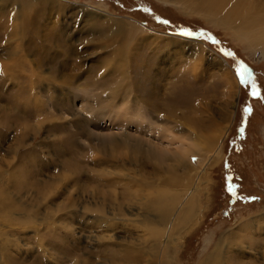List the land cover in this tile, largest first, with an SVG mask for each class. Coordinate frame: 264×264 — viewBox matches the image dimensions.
<instances>
[{"label":"rangeland","instance_id":"1","mask_svg":"<svg viewBox=\"0 0 264 264\" xmlns=\"http://www.w3.org/2000/svg\"><path fill=\"white\" fill-rule=\"evenodd\" d=\"M28 3L19 18L14 12L22 10L20 6L13 0H0V23L2 18L8 23L5 28L0 26V66L9 65V95L0 97V157L4 161L1 169L9 170V196L15 202L9 210L8 259L4 261L0 255V262L44 264L37 245L41 237L44 245H61V253H54L58 264L76 254L94 264H108L100 256V242L94 240L98 231L81 220L91 219L94 213L84 212V206L97 203L91 199V191L100 194L113 187L87 180L85 175H95L97 171L110 177L120 175L123 185H118V192L121 186L127 187L124 185L130 179H136L138 184L148 180L158 188L172 176V171L167 170L174 169L170 157L181 151L183 143L189 144L187 138L201 136L203 140L205 131L215 134L220 129V137L227 131L221 143L203 147L198 151L200 155L191 156L190 163L185 158L173 170L179 175L178 181L169 186L178 197L175 215L171 222L158 227L169 242L167 248L160 243L153 259L157 264H205L214 259L218 264H264V54L230 29L187 13L175 0ZM92 18L99 26L118 20L126 27L135 24L142 29H128L123 36L125 46L130 44L129 38L135 39L125 61L127 85L135 95L146 91L150 80L162 87L170 81L164 90L160 89L163 97L152 99V104L167 110L180 107L177 110L185 112V121L175 116L178 120L168 123L164 116L157 118L154 114L160 113L149 107L141 113L133 103L135 98L130 102L132 98L122 99L121 95L115 99L118 115L116 108L104 114L91 109L89 101L95 106L98 97L106 94L108 81L118 75L113 70L117 64L111 47L101 42L103 38L99 41L103 46L98 47L82 40L90 36L97 43L96 39H100L99 34L87 33L88 20ZM13 28L19 29L22 38L11 34ZM185 31L197 35L185 36ZM172 37L188 42L177 47L170 44L168 38ZM192 62L203 70V81H179L177 75L190 73ZM241 64L247 70L248 84H241L237 75ZM225 72L238 83L236 96V87L224 81ZM65 73H72V78L66 79ZM253 83L258 96L250 94ZM198 98L202 100L200 111L188 115V105ZM123 106L128 113L120 111ZM196 120L205 126L204 130L199 132L192 124ZM165 125L171 126L174 135L186 137L184 141L165 136ZM136 142L144 148H161L169 158L164 168L157 170L143 160L144 156L134 155L130 148ZM3 172L0 188L8 178ZM228 185H232L233 192L228 191ZM69 201L74 202L72 208L67 206ZM125 205L126 220L113 234L117 243L150 233L139 222V201L130 206L125 201ZM22 212L65 217L67 226L62 219L63 227L57 224L51 230L36 224V229L25 227L35 218L33 214L28 218L20 215ZM180 212L188 215L185 222L179 219ZM18 226L24 228L16 229ZM65 229L70 231L67 236ZM145 249H135L136 257H149Z\"/></svg>","mask_w":264,"mask_h":264},{"label":"bare ground","instance_id":"2","mask_svg":"<svg viewBox=\"0 0 264 264\" xmlns=\"http://www.w3.org/2000/svg\"><path fill=\"white\" fill-rule=\"evenodd\" d=\"M29 1H35V0H13V2L17 6H20L22 9V10L17 9V11L14 12L16 17H19V18L21 17V14H23L22 11L24 10V8H26L29 5L28 3ZM52 1L53 0H48V2H52ZM175 1L180 3L182 8L186 10L187 13H196L198 15H201L204 17V19L207 22L230 29L232 32L245 37L248 40L249 45L251 47L256 46L255 48L260 50V52L264 54V0H175ZM88 23L90 26L87 29V33H90V35L99 34L101 36H100V39L97 38L99 40L96 39L97 43H94V40L92 38H89L90 36H88V38L83 37L82 39L83 42L90 43L91 47L101 46L103 42L108 43L106 44V46L107 48L111 47L110 48L112 52L111 54L114 55L113 60H115V63L117 64V65L114 64L116 65L115 66L116 68L113 70L118 71V75L110 79V81H108L109 84L106 86V90H107L106 94L100 95L98 97L97 99L98 103L95 104L94 106L92 105L93 103L89 101L90 107L92 106L91 109L95 108V111L99 114L111 113L112 111L111 109L113 110L114 108L117 109V106L115 107V105H117L116 104L117 102L115 99L117 97L122 96L123 97L122 99H125L127 97L129 99L132 98L130 102L134 101L133 98H135L136 101L133 103H135V107L141 113L143 110H146L149 107V109L153 110L154 112L156 111L160 113V115L154 114V115H157V118L158 116H164L163 117L164 120L167 121L168 123L174 122L179 117H183L185 121V118H186L185 112L184 111L179 112L177 110L180 107L171 109V110L169 108L167 110L165 107H158L152 104V101H153L152 99H156V98L160 99L163 97L164 95V92L162 91L164 90L163 87L165 86V83L168 84L170 81L165 82L162 87L161 85L159 86L156 82H152L150 80L148 89H146V91L140 92V94L135 93V95L132 94L131 88H129L127 85V80L129 77H128V72H127V69L125 68V65L128 59L127 58L128 57L127 54L129 53L128 49L131 47V43H133L135 39H133L132 37L129 38L130 44L128 46H125L123 36L125 33H127L128 29H130L131 31H139V32H141L142 29L140 28L141 30H138L137 29L138 27L135 24H128V26L126 27L124 22H121L118 20L117 21L110 20L108 24L106 23V25L99 26L96 18H92L88 20ZM7 24H8L7 19L2 18L1 23H0L1 28L2 27L5 28ZM13 29L14 30L12 31L11 34L21 36L22 33L19 31L18 28H13ZM101 38H103L104 40H102ZM168 39L171 41L170 44L172 43V45H175L177 47H181V45L182 46L186 45V43L188 42L185 39H180L178 37L177 38L172 37ZM99 41H101L102 43ZM112 46L114 48H112ZM121 46H124V47L120 48ZM5 52L7 55H9V51L7 49L5 50ZM71 52L73 51L71 50ZM74 54H76V51H74ZM223 61L224 59L222 60V64L225 67H227L228 64H226V61H224L223 63ZM8 66L7 64L0 66V97L1 98L4 95H9L8 94L9 83L7 82V80L9 79V76H8L9 68H7ZM161 73L163 76L165 75L163 71H161ZM224 74L227 75L226 77H224L226 78L224 81L236 87V90L234 92V95L236 96L237 95V85H238L237 81L233 77L231 78L228 72H225ZM64 76L66 77V79L72 78V73L71 74L68 73V75L65 73ZM177 79L179 81L180 79H182L185 82L187 81V79H190L192 83L193 82L201 83L204 79L203 70H198V65L192 62V64L190 65V73H185V76L184 74L177 75ZM138 83L139 84L141 83V79ZM142 83H144V81ZM160 89L162 90L160 91ZM8 99L9 97L7 98V100ZM128 101L129 100H127V102ZM200 101L202 102V100L199 98L194 99L188 105L187 107L189 108L188 115L192 116L193 114H197L200 111V106H199ZM127 107H129V105H127ZM7 109L8 108H6V110ZM120 111L124 112L123 114L128 113L126 106L125 108L123 106V108L120 109ZM177 111L179 113H177ZM116 113L117 115L120 114L118 109ZM175 116H179V117L175 118ZM188 121L189 120H187V123ZM192 124L197 125L196 128H199V132L201 130H204L205 126L203 127V124H201L200 121L196 120ZM165 127H166L165 136H168L171 139L178 138L182 142L186 138L185 137L182 139L181 137L174 135L171 131L172 129L170 128L171 126L168 127L165 125ZM217 131L218 132L215 134H207L208 131L207 132L205 131L204 134L206 133V136L205 135L202 136L203 140L200 139L201 136L200 137H197V136L189 137L188 135L187 137L189 138H187V141L189 142V144L185 145V143H183L181 151L175 152L173 156L170 157V159L173 160L174 164L173 163L172 164L174 165L173 166L174 169L171 168L167 170L172 171L173 173L172 176L169 178L168 181H164V183L158 188H154V185L151 183V181H148V180H144V179L142 180V182L140 183L143 186L142 187L140 184L137 183L136 179H130L128 183L124 185L127 187L121 186L120 188L121 192L124 191V193H121V192H118L117 190V188L119 187L118 185L122 181V178L120 175H115L114 177H110L104 174L103 171H97L99 173H96L95 175H85V178L87 180L89 179L90 181H100V183L102 185L104 184V186L106 185V186L113 187V189H107L106 192H103V193L101 192L100 194H98V192H96L95 190L91 191L90 193L91 199H96L97 203H95V206L93 207H90L87 205L84 206V212L91 211L94 213L92 214V217H90L91 219L82 218L83 220H81L82 222H85L87 226L95 228L96 232L98 231V233L94 235L95 237L94 240H96L97 243L100 242L97 244V246L100 247L101 249V252L100 251L99 252H100V256L103 255V258H102V260L104 259L103 261L107 262L108 264H157L153 258H155V252L157 248H159L158 246L161 243L163 244L162 246L163 248H167L166 244L169 242V238H167L166 235L163 236L162 228H158V227L164 226L167 223L171 222L172 218L175 215L174 214V211L176 208L175 203L178 199L177 195L172 193L169 189V186L176 183V181H178L179 179V175L173 170H175L176 166L183 164L186 160L185 158H187L190 163L191 156L200 155L198 151H200L203 147L207 146L210 148L214 144L217 145L227 133V131H224L222 137H220L219 136L221 134L220 129H218ZM1 136L2 134L0 135V139H1ZM175 143L176 142H174V144ZM219 148H220V144L215 148L213 153L216 154ZM130 151L134 153V155H138L142 157L144 156L143 160L147 159V161L150 164H152L153 167L156 168L157 170L159 168H164L163 163L169 159L167 155H165L164 152L161 150V148L160 149L157 147L144 148L141 142H136L135 144H133L130 148ZM3 162H4L3 159L0 157V174H2V172L4 171L1 169L2 168L1 166H3ZM3 173L6 176H8L7 180L4 181L3 187L0 188V213H1L0 215L1 216L3 215L2 216L3 218L2 219L0 218V227H1L0 228V231H1L0 232V255L4 258V261H5V259H8V248L7 247L9 246V244L7 242L9 241V233H8L9 229L7 230V227H9V222H8L9 221V210L12 209L13 206L15 207V204H14L15 202L13 201L14 199H12L9 196V174H8L9 170L4 171ZM3 178H5V176ZM121 185L123 184L121 183ZM137 186L138 187L141 186L142 188H137ZM125 201L127 205L129 206L132 205L134 201H139L138 208L140 209L139 215L141 217L139 218V222L143 224V226H145L149 230L150 233L148 235L142 236L139 239H136L135 237L133 236L131 237L129 235L130 236L129 239L123 240V242L121 243H117L115 242L116 237H114L113 234H114V230L119 225L124 224L123 222L124 220H126V218L123 216V210L125 209V206H126ZM67 204L66 205L71 208L74 206V202L72 201L67 202ZM107 207H110L109 210H111L110 211L111 216H108L106 214L107 212H109ZM32 214L35 218L34 221L28 222L27 223L28 225H25V227H34V229H36L37 226H42V227H48L51 230V228L52 227L55 228L57 224H58L57 226L63 227L62 223L66 220L65 217L55 218V217H52L51 214L45 215L44 217H38L37 214L32 213V212L30 213L22 212L20 215H26V217L28 218V216L31 217ZM178 215H179V219L180 220L182 219L184 222L186 221V218L188 216V215L184 216V214H181V212L178 213ZM78 220L80 219H76V221ZM66 222L67 220L65 221V225L67 224ZM35 224L37 226H35ZM71 226H72V223H71ZM18 228L20 229L24 227L18 226L16 229ZM67 229H65L66 234H64V236H67V233H70V231H67ZM39 240L40 242L37 245L40 248L39 250L45 259L44 264L47 263L46 260L53 261L51 262V264L52 263L58 264L54 253L56 254L61 253L60 251L61 245L57 243L59 247L57 248V246L53 245L54 243L52 245L50 244L44 245L43 240L41 241V237ZM142 247L147 249L145 250L149 255V257L143 260L140 259L139 257H136L137 255H135L137 254L135 249H139L138 251H141L140 249H142ZM78 256L79 255L76 254V257L74 255L75 258L66 257V259L64 260L62 264H94L89 259H82V258H79ZM58 259H59V256H58ZM214 260L215 261H211V260L209 262L207 261L208 263H205V264H218L219 263L217 259H214ZM4 261L0 262V264H5Z\"/></svg>","mask_w":264,"mask_h":264},{"label":"snow or ice","instance_id":"3","mask_svg":"<svg viewBox=\"0 0 264 264\" xmlns=\"http://www.w3.org/2000/svg\"><path fill=\"white\" fill-rule=\"evenodd\" d=\"M163 23H168V21H163ZM182 34L185 35V36H194V35H197V34H195V33L188 32V31H185V32H183ZM225 55H229V56H231V55H233V54H232L231 52H225ZM246 71H247V70H246V68L244 67L243 64H241L240 67H238V68L236 69V72H237V75H238L239 78H240V82H241V84H248V83H249V81L245 79V73H246ZM250 94H251L252 96H258V95H259V92H258V90H257V88H256V86H255L254 83L252 84V91H251ZM245 111H250V109H245ZM228 191H229V192H233V187H232V185H228ZM233 194H234V193H233ZM252 199H255V197H253Z\"/></svg>","mask_w":264,"mask_h":264}]
</instances>
